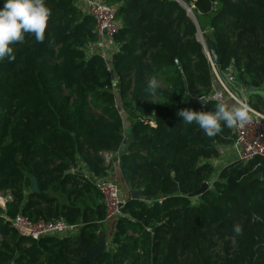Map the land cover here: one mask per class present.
I'll use <instances>...</instances> for the list:
<instances>
[{
    "label": "trees",
    "instance_id": "obj_1",
    "mask_svg": "<svg viewBox=\"0 0 264 264\" xmlns=\"http://www.w3.org/2000/svg\"><path fill=\"white\" fill-rule=\"evenodd\" d=\"M103 1L121 22L112 71L89 54L95 23L75 0H45L43 43L25 33L10 45L15 59L0 60V191L13 197L0 212V264H78L83 246L99 241L106 208L96 182L115 159L129 193L150 202L128 193L111 247L88 264H264V160L215 171L211 162L234 144L231 127L209 137L177 115L214 108L213 65L228 87L264 92V0H180L196 23L177 0ZM248 96L264 113V97ZM32 179L38 194L25 192ZM16 215L75 233L33 240L11 226Z\"/></svg>",
    "mask_w": 264,
    "mask_h": 264
},
{
    "label": "built area",
    "instance_id": "obj_2",
    "mask_svg": "<svg viewBox=\"0 0 264 264\" xmlns=\"http://www.w3.org/2000/svg\"><path fill=\"white\" fill-rule=\"evenodd\" d=\"M82 2L86 10L85 14L89 15L95 23L94 43L89 47V54L98 55L105 61L108 71H112V56L117 50L116 42L113 40L115 34L121 28V22L116 19L115 7H111L103 0H75ZM212 72L217 77L224 94L236 102L237 105L245 104L249 109L250 119L242 126L237 123L232 126L235 136L233 149L237 154L238 160L247 163L260 157L264 160V113L252 109L247 104V98L253 91L240 90L239 96L232 93L226 82L219 76L214 65ZM214 97L219 99L217 93ZM111 157V155H105ZM106 162L108 163L109 161ZM97 190L106 208L105 223H114L121 215V209L126 202V196H121L120 186L109 179H100L96 182ZM1 195H4L2 197ZM13 197L10 191H0V208L5 209L11 204ZM11 226L23 236L25 233L33 240H39L40 237L53 236L60 238L75 233L74 228L68 226L65 222L49 223L43 220L33 222L22 215H16L10 219Z\"/></svg>",
    "mask_w": 264,
    "mask_h": 264
},
{
    "label": "clouds",
    "instance_id": "obj_3",
    "mask_svg": "<svg viewBox=\"0 0 264 264\" xmlns=\"http://www.w3.org/2000/svg\"><path fill=\"white\" fill-rule=\"evenodd\" d=\"M50 15L51 9L46 5L45 0H2L0 2V60L5 57L9 61L15 59L10 45L22 41L25 33L34 34L35 40L43 43ZM152 87H156L154 80ZM217 95L219 99L215 100L212 110L180 109L177 115L187 124L198 125L209 137L220 133L222 125L232 127L239 123L242 126L250 119L247 105H237L228 101L223 93H217ZM213 99L209 97V100ZM234 230L237 233L241 231L238 225Z\"/></svg>",
    "mask_w": 264,
    "mask_h": 264
},
{
    "label": "water",
    "instance_id": "obj_4",
    "mask_svg": "<svg viewBox=\"0 0 264 264\" xmlns=\"http://www.w3.org/2000/svg\"><path fill=\"white\" fill-rule=\"evenodd\" d=\"M177 1H179V3L184 7V9L186 10V12H187L188 16L190 17V19H192L196 23V20L194 19L193 14L191 13V10L189 8H187V6L183 2H181L180 0H177ZM197 33L199 34L200 42L202 43V45L204 47V51L206 52V54L208 55V57L214 58L215 65H219V58L216 55V51L214 49V46H211L210 47L211 53H210V56H209L208 49L203 44L204 38H202L201 33L199 31ZM177 64L179 65V62L178 61H177ZM221 77L223 78V80L225 82H227V80L229 78V77L227 78V77H223V76H221ZM229 89L231 90L232 93H235L236 95L239 96V92L235 88L229 87ZM254 93L255 94H259V95H263L264 94L263 91H258V90L257 91L255 90L254 92H252V94H254ZM194 102H197L198 105H201L202 106L203 104H205V99L195 100ZM123 149H124V145L121 147V150H123ZM114 162L117 163L118 162V159H115ZM70 173H71V170H67V171H65L64 174L67 175V174H70ZM31 181H32V185H31V188H30V192L32 194H38L39 193V188H38L37 181L34 180V179H32ZM206 188H207V183L205 182V183H203L201 185L200 189L197 190L196 193L189 195L190 198L197 197ZM129 198L131 200H134V201L143 200V201H146V202H150V198L147 197V196H145L140 190L130 192L129 193ZM25 234H26V236L29 235L28 233H25ZM83 248H84V255L81 257V259H80V261H79L78 264H88V260L89 259L95 258L96 256L100 255V253L103 251V247L101 245L98 246L97 244L94 245V246H92V247H90V248H87L85 246H83Z\"/></svg>",
    "mask_w": 264,
    "mask_h": 264
},
{
    "label": "rangeland",
    "instance_id": "obj_5",
    "mask_svg": "<svg viewBox=\"0 0 264 264\" xmlns=\"http://www.w3.org/2000/svg\"><path fill=\"white\" fill-rule=\"evenodd\" d=\"M77 6L82 10L83 13L86 12L82 2H77ZM196 37L200 40L198 33L196 34ZM209 50H210V48H209ZM224 75H227V74L225 73ZM213 77H214V88H215V91H218V90L219 91L220 90L223 91V89H222V87L220 85V82L218 81L217 77H215V76H213ZM229 83H231V85H234V82H232L230 79H229ZM110 92L114 95L115 100H117L118 109L120 110L121 116L124 119L125 128H127V126H130V124H129L130 123V121H129L130 119L128 118V115L124 111H122L121 101L119 100L118 82L116 80L114 81L113 88L111 89ZM111 158H112V155H111V157L106 156V159L109 162L112 160ZM233 161H236L235 152L233 151V149L231 150V148L224 147V148H221L218 157L215 160H213L211 163H212V165L214 167V170L217 171L221 166L229 164V163H231ZM83 169H84V167L80 166V170H83ZM207 179L211 180V178H207ZM109 180L115 182L117 185L120 186L119 189H120L121 196L124 197V196L128 195V193H129L128 186L126 185V183L122 179L120 181H118V182H116L115 180H112V179H109ZM30 188H31V184H30V182H28L26 184V186H25V192L27 193L30 190ZM1 196L4 197V195H1ZM99 200H100V197H98L96 199V201H99ZM5 210H6V208L5 209L0 208V212H4ZM115 224H116V222H115ZM109 247L110 246L108 245V248ZM104 250H106V248Z\"/></svg>",
    "mask_w": 264,
    "mask_h": 264
},
{
    "label": "crops",
    "instance_id": "obj_6",
    "mask_svg": "<svg viewBox=\"0 0 264 264\" xmlns=\"http://www.w3.org/2000/svg\"><path fill=\"white\" fill-rule=\"evenodd\" d=\"M234 88L240 92L241 88L238 87V86H234ZM214 93H223L225 99H227L228 101H232V99H230L229 97H227L224 92L222 90H218V91H215V88H214ZM242 92H240L241 94ZM264 97V94L261 95ZM248 99V98H247ZM236 104V102H233ZM130 124V123H129ZM130 126H127L126 130H128ZM232 129V128H231ZM233 132V131H232ZM227 148H231V150L233 149V145L232 147H227ZM234 151V149H233ZM235 152V151H234ZM235 155H236V159H238L237 157V154L235 152ZM222 167V166H221ZM220 167V168H221ZM219 168V169H220ZM106 179H112V180H115L116 182L120 181L121 179L123 180L122 178V175H121V171H120V168H119V165L118 163L116 162H113V164L111 165V168L109 170V173H108V177ZM127 196V195H126ZM114 227H115V222L114 223H104V225L102 226V228L99 230V241L97 242V245L98 246H102L103 247V250L106 248H108V245L111 247V235H112V232L114 230ZM109 240V241H108Z\"/></svg>",
    "mask_w": 264,
    "mask_h": 264
},
{
    "label": "bare ground",
    "instance_id": "obj_7",
    "mask_svg": "<svg viewBox=\"0 0 264 264\" xmlns=\"http://www.w3.org/2000/svg\"><path fill=\"white\" fill-rule=\"evenodd\" d=\"M203 44L206 46L205 42L203 41Z\"/></svg>",
    "mask_w": 264,
    "mask_h": 264
}]
</instances>
